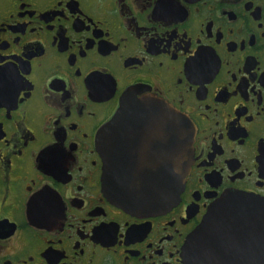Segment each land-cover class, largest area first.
Returning a JSON list of instances; mask_svg holds the SVG:
<instances>
[{"label": "flooded vegetation", "instance_id": "1", "mask_svg": "<svg viewBox=\"0 0 264 264\" xmlns=\"http://www.w3.org/2000/svg\"><path fill=\"white\" fill-rule=\"evenodd\" d=\"M134 89L193 133L179 199L154 212L103 186L111 144L118 176L163 191L168 127L133 107L108 128ZM232 193L264 201V0H0V264H190L188 235ZM259 213L215 252L264 264Z\"/></svg>", "mask_w": 264, "mask_h": 264}, {"label": "water", "instance_id": "2", "mask_svg": "<svg viewBox=\"0 0 264 264\" xmlns=\"http://www.w3.org/2000/svg\"><path fill=\"white\" fill-rule=\"evenodd\" d=\"M138 89L128 92L121 99L119 108L108 122V128L118 123L125 117H134L133 107H145L146 111L142 114L148 116L152 122L164 123L165 129L169 131L168 157H165V172L162 181L164 182L163 191L161 189V177L159 183L156 179L150 178L148 184L139 183L136 179H128L118 176L115 172L113 145H106L107 161L104 173V189L109 200L130 213L154 212L165 207L174 205L179 199L183 189L185 178L190 170L192 163V129L188 120L162 100L148 94L144 95L139 101H134L133 95ZM149 120V121H150ZM112 130V129H111ZM168 168V171H167ZM159 187V189H157ZM150 190L144 192V190ZM161 190V191H158ZM261 213V223H259L261 243L264 245V201L251 196L232 193L225 195L218 200L202 222L187 237L184 251L190 264H235V259L244 264L245 257L236 258L231 255L216 253L213 243L219 228L223 225L231 226L236 214ZM259 213V214H260ZM225 216L226 221L221 222L220 216ZM263 215V216H262ZM243 217L241 216L240 219ZM250 225V224H249ZM212 244L213 251L210 254H197L198 246ZM197 247V248H196ZM243 260V261H242ZM264 260V256H260ZM238 264V263H236Z\"/></svg>", "mask_w": 264, "mask_h": 264}]
</instances>
